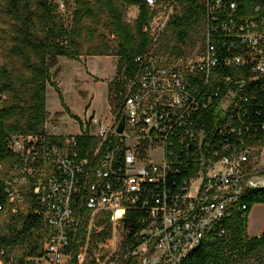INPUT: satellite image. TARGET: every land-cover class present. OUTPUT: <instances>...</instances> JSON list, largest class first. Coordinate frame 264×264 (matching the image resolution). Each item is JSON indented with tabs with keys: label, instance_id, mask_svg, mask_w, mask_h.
<instances>
[{
	"label": "built area",
	"instance_id": "obj_1",
	"mask_svg": "<svg viewBox=\"0 0 264 264\" xmlns=\"http://www.w3.org/2000/svg\"><path fill=\"white\" fill-rule=\"evenodd\" d=\"M203 1L202 52H158L159 32L109 119L9 137L0 264H182L249 218L245 196L264 190V0ZM30 215L34 250L6 244Z\"/></svg>",
	"mask_w": 264,
	"mask_h": 264
},
{
	"label": "trees",
	"instance_id": "obj_2",
	"mask_svg": "<svg viewBox=\"0 0 264 264\" xmlns=\"http://www.w3.org/2000/svg\"><path fill=\"white\" fill-rule=\"evenodd\" d=\"M97 1L101 3L99 11L107 12L110 17L118 43L115 50L111 46L97 47L88 54H113L120 58L117 77L108 85L109 104L116 110L121 94L134 77L137 56L148 53L155 46L151 34L155 10L147 0H123L124 6L139 8V14L131 25L125 22V7L120 8L117 0H95ZM52 3L51 0H0L5 13L15 21L12 53L30 74L26 79L16 80L7 68L0 72V164L9 163L16 157L8 147V139L12 134L48 133L45 127L49 117L47 86L56 85L51 69L60 57L79 59L83 54V34H95L87 24V21L95 20L99 13L92 0H77L72 26H67L65 20L57 17ZM176 3L180 4L182 12L173 15L168 23L172 36L163 35L160 46L156 42L158 52L170 56H188L185 47L195 45L194 36L200 37L201 41L204 38L207 4L203 0H176ZM202 50L201 45L199 54ZM56 91L64 105L60 88L57 87ZM5 94H9V100H5ZM66 111L70 114L67 108ZM209 111H215V107H211ZM217 124V119L211 118L208 129L216 127ZM244 201L249 206L250 213L255 204H264V190L247 194ZM6 202L7 195L3 181L0 180V205L6 206ZM20 220L22 219H17ZM248 221L242 213H234L224 222L226 234L205 242L182 264L245 263L256 252L264 250V230L258 236H249ZM36 222L38 219L30 215L28 221H24L22 229L16 228L14 224L10 225L12 233L9 237L6 236L5 243L9 244L15 239L22 243L28 241L34 250L36 242L33 241L32 227ZM15 231L17 233L13 235ZM261 262L264 264V260Z\"/></svg>",
	"mask_w": 264,
	"mask_h": 264
},
{
	"label": "rangeland",
	"instance_id": "obj_3",
	"mask_svg": "<svg viewBox=\"0 0 264 264\" xmlns=\"http://www.w3.org/2000/svg\"><path fill=\"white\" fill-rule=\"evenodd\" d=\"M57 17L65 20L67 26L73 25V16L77 10V0H51ZM98 17L93 21H87L95 34L84 33L82 40V55L79 59L68 57L58 58L57 64L52 67L51 73L56 85L47 86V109L49 117L45 124L47 132L52 135L68 136L81 133L78 122L85 118L86 114L96 113L109 119L111 109L108 99V85L117 77V68L120 58L116 55H89V51L97 47L111 46L115 50L118 36L114 32L111 19L107 12H100L99 1L95 2ZM120 8L125 7L124 20L133 24L139 14L137 6H124L123 0H117ZM155 16L151 22V34L154 38L159 34L158 46L163 35L172 36L168 30V23L173 15L180 14L182 8L176 0H163L162 8H155ZM14 19L9 17L0 4V72L7 68L16 80L26 79L30 74L25 70L21 61L12 53ZM195 45L185 47L188 56L196 57L201 49L200 37L194 36ZM60 88L64 100L62 104L56 91ZM9 94H5V100H9ZM70 111V114L66 111ZM72 115V116H71ZM78 117L79 119H76ZM249 236L260 235L264 230V208L262 204H255L249 214ZM264 250L256 252L245 264H262Z\"/></svg>",
	"mask_w": 264,
	"mask_h": 264
},
{
	"label": "water",
	"instance_id": "obj_4",
	"mask_svg": "<svg viewBox=\"0 0 264 264\" xmlns=\"http://www.w3.org/2000/svg\"><path fill=\"white\" fill-rule=\"evenodd\" d=\"M123 128H124V124H123V122H121V124H120V126H119V129H118V130H119L120 132H122V131H123Z\"/></svg>",
	"mask_w": 264,
	"mask_h": 264
},
{
	"label": "crops",
	"instance_id": "obj_5",
	"mask_svg": "<svg viewBox=\"0 0 264 264\" xmlns=\"http://www.w3.org/2000/svg\"><path fill=\"white\" fill-rule=\"evenodd\" d=\"M100 116H102V115H100ZM262 207L264 208V204H262ZM249 232V231H248ZM258 236V235H257Z\"/></svg>",
	"mask_w": 264,
	"mask_h": 264
}]
</instances>
